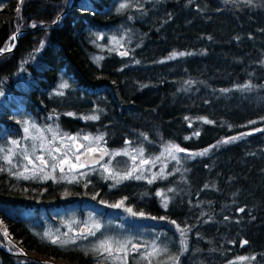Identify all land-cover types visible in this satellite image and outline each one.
<instances>
[{"label":"trees","instance_id":"16d2710c","mask_svg":"<svg viewBox=\"0 0 264 264\" xmlns=\"http://www.w3.org/2000/svg\"><path fill=\"white\" fill-rule=\"evenodd\" d=\"M110 31L140 35L133 49L147 67L113 64L107 51L108 61L96 67L93 43ZM16 32L14 49L6 51ZM0 52L1 146L24 141V117L37 127L49 116L76 125L67 113L79 111L77 99L102 110L96 128L111 130L109 147L136 134L152 147L172 143L194 155L207 149L178 171L167 209L152 188L106 193L85 181H28L0 160V229L22 249L76 264H111L41 241L6 208L42 214L123 200L145 219L187 230L180 241L159 235V242L167 239L160 242L167 260L155 264H229L244 253L250 264H264V131H256L264 129V0H0ZM60 77L73 93L51 94ZM232 137L238 139L222 143ZM0 264L39 263L0 251Z\"/></svg>","mask_w":264,"mask_h":264},{"label":"rangeland","instance_id":"374dc122","mask_svg":"<svg viewBox=\"0 0 264 264\" xmlns=\"http://www.w3.org/2000/svg\"><path fill=\"white\" fill-rule=\"evenodd\" d=\"M19 34L20 33L16 32L13 37L19 36ZM139 36L140 35H136V33H130L129 36L125 34L124 36L117 37L116 33L112 31L107 32L106 34H100L97 36V39H95L96 41H94L93 43V47L96 52L91 55L90 60L96 65V67L101 66L103 62L108 61L106 60L107 58L105 53H103L104 51H107L109 52L107 57L114 56V58L111 59L113 60L111 61V63L113 64H120L122 65V67L127 69H129L130 67L138 69L145 68L147 67L145 65L148 61L145 59H140L138 61V55H140L142 52H138L137 49H133V47L138 46L142 40V38H140ZM113 37H115L116 40H119L120 43H116L113 40ZM12 38V44L7 48V50L11 49L14 46L13 43L15 40H13ZM124 51H127L128 54L131 51L133 56L130 58V60L128 59L129 55H120V53ZM137 61L139 63H137ZM64 83L68 85L67 88L60 87V85ZM74 89L75 88L72 87L70 88L69 83H67L64 78L60 77L57 81L56 87H54V90L51 94L55 95L56 97H63L64 95H68V91L73 93L75 91ZM58 93L63 94L61 95ZM75 103L79 105V107L77 106V110L79 111H76V113L75 111L69 112L73 113L74 115H68V121L76 120L78 121L76 125L73 124V122H70V124L65 122L63 125L62 123L59 125L56 117L49 116V118L45 117L41 122L42 124H39V127L37 128L43 129L45 135L49 138H51V133L47 132L48 127L57 129L61 135L67 133L70 136H78L80 138L79 143H83L86 146L89 145L90 142L83 140L82 137L102 136L103 140L93 142L91 146L105 149L109 153V155H107V157L104 158L102 161H98V163H88V166L72 171H69L68 166L65 165V171L63 173H61L59 169H57V171L53 173L51 171V168L49 167L46 168L43 173H38L35 178L24 180H37L39 183L49 182L51 184L55 182H58L60 184H62L63 182L70 184H79V182L85 181V183H88L91 187H98L95 189L96 192H98L99 189L104 186L103 189L106 193H110V191L112 193H115L116 191L120 190H123L124 192L126 187L133 188V190L136 188L140 190L143 189L145 193H148L149 189L152 188V194H155V202L157 203V200H160L161 203L159 204L162 205V209L168 208H165L163 206L165 199H167L168 206H171V203L173 202V197L169 196L168 194L171 189V182H176L175 179L177 178L178 171L182 170L183 166L187 167L188 163L191 160H196L198 155L195 156L194 154H190L189 152L175 153V155H177L179 159L173 160L168 154V152L165 151L166 147H168L172 143H162L160 145L156 144L155 147H152L151 144H143L141 142V135L138 137L136 134L133 135L135 136L133 140H131V138L124 137L121 142L114 143L112 144V147H109V145H107V142L110 141L108 137V132H110L111 130L108 129L107 131L99 132L98 128H96V125L98 124L97 122H100L101 120L100 117L102 110L99 111L95 104L84 103V101H77V99L75 100ZM89 116H98L99 119H86V117ZM26 122L30 129L31 125H36L34 120H30L29 118L24 117V121L22 123L23 125H21L22 130L25 127ZM31 131L32 133L35 132V135L38 134L35 129H31ZM40 143L41 141L39 140H21V147L17 149V154L13 157V165H10L11 169L14 170L13 174H15L17 178H19L17 174L20 172H24V165L28 163L26 160L23 159V152L25 148L30 155H44L45 159H48L50 163H55L54 161H52L51 156H49L46 152H41L39 150ZM34 146L36 148L35 153L33 152ZM56 146H60L59 141H57ZM12 147L13 146L11 145V143H9L8 146L0 145V148L5 149V153L9 148ZM139 149H143V157L140 156V153L138 151ZM85 150L86 149H81L80 153H78L81 155V159ZM124 151H127L130 155H115L116 152ZM5 153H0V156L4 155ZM131 156L137 157L135 163L132 161ZM156 157H160V159L156 160ZM141 158L154 161V164L145 165L144 171L136 173V175H142L144 178L118 180V178L114 179L110 176V173H119L121 176H123L128 171H130L132 167L139 165ZM72 159L75 163L74 157ZM106 165L109 168V171L107 172L104 170ZM28 166L29 168L32 167L31 165ZM162 169L163 176H160L159 173ZM24 174L29 176L32 175L31 172H24ZM46 175L49 178L45 179L44 177ZM154 175L156 176V178L153 180L152 183H148V180L153 179ZM173 185L172 189L174 187ZM158 192H163L165 196H158ZM137 198L138 197H136V199ZM145 198L146 200H149L151 199V196H145ZM85 201L91 203L88 200ZM119 202V200H116L114 202L112 201L111 203H103V201H100L99 203H97V205L93 207L90 204H80L79 206L76 205L73 208H69L64 211L58 209L52 210L48 213L43 212L42 214L35 212L31 213L25 208L19 209L17 207H7L6 211L9 212L10 216H19V218L22 219L21 221H24V223L26 222L27 226L31 229L30 231L41 241H45L49 244H52L50 242V239L56 237H59L61 240L74 239V243H69L66 246H60L59 244L52 245H56L62 249L69 248L73 250H81L84 252V254L90 253L95 254L96 256L99 255L100 259L106 260L107 263L109 262L111 264H121V261L114 259V257H109L107 253H102L101 251L96 250L99 243L103 240L113 241L114 248L118 246L116 242H126L131 240L132 244L128 245L130 251L127 254V264L129 260H131L132 264H155L153 262L167 260V257L164 256V254L167 253V250L165 249L166 247L160 245V242H163L164 244L167 243V239L165 238V240H161L159 242V235L165 233L164 235H166L167 238L174 239L175 237H178L180 241V239L183 238L177 228V225L165 226V224L161 222L158 223L156 220H151L149 218L145 219V217H142L144 215L141 216L140 213L132 215L131 213L126 211L127 208L131 207L124 206L125 203H123L121 207L112 206L118 204ZM97 223L101 227L98 231L93 228L95 235H87V238L78 235L81 229H86V227H92L94 224ZM163 226L165 227L164 230H159L160 228H163ZM179 228L185 229L182 227ZM3 231L4 229H0V240L2 241L0 243V249L6 251L5 253L7 254H14L19 256L22 260L28 259L32 262L34 261L39 264H76L71 261H63V259L61 258L53 259V257H49L46 255L42 256L38 253H32L27 251L26 249H22L19 243H17L14 239L10 238L9 234L8 237L5 238L3 236ZM46 233L49 234L48 237L45 236ZM185 233H187V231ZM185 235L186 234H184L183 236ZM184 240H186V238ZM9 241H11V243H9ZM133 245L139 246V251H135L133 249ZM153 245H155L161 251L158 254L150 256L148 257V259H145L144 257L152 251ZM34 254L37 258L32 257ZM21 255L24 257H21ZM116 255L122 254L114 253V256ZM163 257H165V259H163ZM241 257H247L248 259L241 260ZM250 262L251 256L249 254L244 253V255L236 257L234 258V260H230L229 264H250Z\"/></svg>","mask_w":264,"mask_h":264},{"label":"snow or ice","instance_id":"6c2138e0","mask_svg":"<svg viewBox=\"0 0 264 264\" xmlns=\"http://www.w3.org/2000/svg\"><path fill=\"white\" fill-rule=\"evenodd\" d=\"M22 2V0H21ZM248 2H251V0H248ZM127 7L126 4H121V8ZM19 11V9H17ZM32 27H36L35 24L32 25ZM13 40L15 37L12 38ZM113 40L116 43H120L119 40H116L115 37H113ZM122 46V45H121ZM121 56H126L128 55L127 51L121 52ZM176 55H186V53H173L172 58H174ZM137 63H139L137 61ZM61 88H67L68 85L66 83L60 85ZM251 85H244L243 88H250ZM223 91H228V90H223ZM58 94H63V93H58ZM3 95V92H0V96ZM68 115H74L73 113H68ZM86 119H91V120H96L99 119L98 116H89L86 117ZM205 123H212V121L205 120ZM254 123V122H252ZM31 129H35L36 132L38 133L37 135H34L31 131ZM30 127L26 125L23 128L24 132V139H30L32 141H41L39 144V150L41 152H46L49 156H51L52 161L55 163H50L48 159H45L44 155H30L26 148L23 152V159L26 160L28 163L24 165V172H31L32 175H25L24 172L18 173L19 178L23 179H32L35 178L38 173H43L46 168H51V171L54 173L59 169L61 173L65 171V165L68 166V170L72 171L75 169L79 168H84L88 166L89 160H81V155L78 154L80 153L81 149H86V151L83 153L85 157L91 156L93 158L94 162H97L94 157L95 153L99 152L100 153V159H103L105 155H109V153L105 149H101L99 147H92L91 144L96 141H101L103 140L102 136L99 137H91V136H84L82 137L83 140L89 141V145H85L83 143H79V137L78 136H70L67 133L61 135L60 132L57 129H53L52 127L47 128V132L51 133V138L45 135V132L43 129L37 128L36 125H31ZM256 131H264V129H257ZM251 133H246L245 135H249ZM195 135H199V133H196ZM238 139V137H232L230 140H224L222 143H229L231 141H235ZM57 141H59L60 146H56ZM11 145L13 146L12 148H9L7 152L5 153V149L0 148V153H5L4 155L0 156V160L5 161L8 165H13V157L17 154V149L21 147V141L20 140H11L10 141ZM215 147V145L213 146ZM36 148L34 146L33 152L35 153ZM140 153V156L143 157V149L138 150ZM165 151L168 152V154L171 156L173 160H178V156L175 155V153H181V152H186V149L181 148L179 145L171 144L168 147H166ZM207 152V149L204 152L196 153L195 155H205ZM115 155H124V156H129L130 154L127 151L124 152H116ZM75 160V163L73 162V158ZM132 161L135 163L137 160L136 156H131ZM160 157H156V160H159ZM148 164H154V161L148 160V159H140L139 165H136L132 167L130 171H128L126 174L121 176L119 173H110V176L112 178H118V180H123V179H142L144 178L142 175H136V173H140L145 170L144 166ZM28 165H31L32 167L29 168ZM9 172H11V168L7 169ZM106 172L109 171L108 166H105L104 169ZM0 171H5L3 167H0ZM160 176H163V169L159 173ZM45 179L49 178L47 175L44 177ZM54 178V177H51ZM156 178V176H153V179L148 180V183H152L153 180ZM72 182V181H69ZM172 191V189H170ZM158 196L164 197L165 194L163 192H158ZM124 201H120L118 204L112 205L113 207H121L123 205ZM163 206L165 208L168 207V202L167 199L164 200ZM126 211L131 213L132 215H136L131 208H127ZM241 212L244 211V209H240ZM140 215H144L143 213H140ZM173 224H175V221H172ZM100 225L94 224L92 227H86V229H81L80 233L78 234L79 236H83L84 238H87V235H95V232L93 231V228H95L97 231L100 229ZM178 230L180 231L181 235L183 236L185 232L187 231L186 229H180L179 226L177 225ZM49 234H45L46 237H48ZM3 236L5 238L8 237V232L6 229L3 231ZM50 242L52 244H59L60 246H66L69 243H74L75 240H61L59 237L52 238L50 239ZM11 243V241H9ZM117 247H113V241L111 240H103L99 243L97 247V251H101L102 253H107L109 257H114V259L121 261V264H127V254L129 253L130 249L128 248L129 244H132V241H126V242H116ZM181 243L185 244V250H186V242L184 240L181 241ZM247 241H244V244H247ZM133 249L135 251H139V246L133 245ZM161 250L157 248L155 245H153L152 251L149 252L144 258L148 259L150 256H154L158 254ZM114 253H121L122 255H116L114 256ZM241 260L248 259L247 257H241ZM252 259H255L253 257Z\"/></svg>","mask_w":264,"mask_h":264},{"label":"water","instance_id":"95a60500","mask_svg":"<svg viewBox=\"0 0 264 264\" xmlns=\"http://www.w3.org/2000/svg\"><path fill=\"white\" fill-rule=\"evenodd\" d=\"M17 37H18V36H16L15 39H14V40H15L14 43H13L14 46H13L11 49L6 50V51H12V50L14 49V47H15V45H16L15 42H16V38H17ZM6 51H4V52H6ZM4 52H0V53L3 54ZM106 157H107V155H105V156L103 157V159L106 158ZM84 158H85V156L82 155V159H84ZM87 159L89 160V163H90V164L96 163V162L93 161V158H92L91 156L87 157ZM94 159H95L96 161H100V160L102 161V160H103V159H100V153H99V152L95 153V157H94ZM0 251H2V252H4V253L6 252V251H4V250H2V249H0ZM11 255H12V254H11ZM25 256H27V255H25ZM21 257H24V256L21 255ZM33 262H34V261H33ZM34 263H35V262H34Z\"/></svg>","mask_w":264,"mask_h":264},{"label":"bare ground","instance_id":"6f19581e","mask_svg":"<svg viewBox=\"0 0 264 264\" xmlns=\"http://www.w3.org/2000/svg\"><path fill=\"white\" fill-rule=\"evenodd\" d=\"M29 256H30V255H29ZM30 257H31V256H30ZM32 257H34V258H35V257H36V255L34 254ZM36 258H37V257H36Z\"/></svg>","mask_w":264,"mask_h":264},{"label":"flooded vegetation","instance_id":"af4514ba","mask_svg":"<svg viewBox=\"0 0 264 264\" xmlns=\"http://www.w3.org/2000/svg\"><path fill=\"white\" fill-rule=\"evenodd\" d=\"M86 151V150H85ZM87 159V157H85L83 160ZM82 160V159H81Z\"/></svg>","mask_w":264,"mask_h":264}]
</instances>
